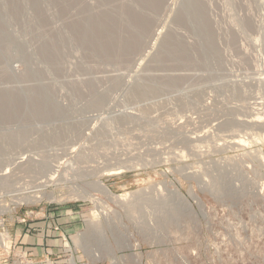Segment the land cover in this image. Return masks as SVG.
I'll list each match as a JSON object with an SVG mask.
<instances>
[{
    "label": "rangeland",
    "instance_id": "obj_1",
    "mask_svg": "<svg viewBox=\"0 0 264 264\" xmlns=\"http://www.w3.org/2000/svg\"><path fill=\"white\" fill-rule=\"evenodd\" d=\"M0 88V264L49 209L116 257L264 264V0H0Z\"/></svg>",
    "mask_w": 264,
    "mask_h": 264
},
{
    "label": "crops",
    "instance_id": "obj_2",
    "mask_svg": "<svg viewBox=\"0 0 264 264\" xmlns=\"http://www.w3.org/2000/svg\"><path fill=\"white\" fill-rule=\"evenodd\" d=\"M66 213V214H65ZM62 214L49 209L42 218L28 220L17 227L12 240L17 264H147V256L133 251L124 256L112 255V250L83 248L82 240H104L100 233L83 232L85 222L76 211ZM110 239V238H109ZM22 262V263H21Z\"/></svg>",
    "mask_w": 264,
    "mask_h": 264
},
{
    "label": "bare ground",
    "instance_id": "obj_3",
    "mask_svg": "<svg viewBox=\"0 0 264 264\" xmlns=\"http://www.w3.org/2000/svg\"><path fill=\"white\" fill-rule=\"evenodd\" d=\"M66 1V0H65ZM74 1V0H73ZM102 1V0H101ZM70 3V5H72L71 4V1L69 2ZM75 3H76V1H75ZM68 4V3H67ZM84 4V3H83ZM119 6V5H118ZM82 7V6H81ZM110 7V6H109ZM188 7V6H187ZM85 8V7H84ZM88 8V7H87ZM115 9V8H114ZM73 12V11H72ZM103 12V11H102ZM115 13V12H114ZM131 15V14H130ZM81 17V16H80ZM85 17V16H84ZM133 17V16H132ZM130 18V17H129ZM91 19H93V18H91ZM91 19H89V20H91ZM99 19H102V18H99ZM106 19V18H105ZM96 20V19H95ZM198 20V19H197ZM141 21V20H140ZM87 22V21H86ZM92 22V21H91ZM90 22V23H91ZM93 22H95L94 20H93ZM122 22V21H121ZM83 23V22H82ZM83 24H85V23H83ZM87 24V23H86ZM94 24V23H93ZM92 24V25H93ZM111 24H113V23H111ZM110 25V22L109 23H105V25H103V26H101V29H102V32L100 33V34H98V44H102V46H103V44L104 43H101V42H112V38L114 39V37H116V36H113L114 34H113V32H114V30L112 31V34H111V30H112V27H110L109 26ZM74 26V25H73ZM76 26H78L79 27V29H81L82 27H83V25H81V26H79V25H76ZM75 26V27H76ZM87 26H88V24H87ZM78 27H77V29H78ZM81 27V28H80ZM106 27H108V28H106ZM115 27V26H114ZM87 28H89V26L87 27ZM86 28V29H87ZM98 29V28H97ZM105 29V30H104ZM98 30H100V28L98 29ZM140 30H141V28H140ZM79 31V30H78ZM116 31V30H115ZM148 31V30H147ZM80 32V31H79ZM81 32H82V30H81ZM80 32V33H81ZM84 32V31H83ZM82 32V34H81V36H80V38H83V40L85 39L84 38V33L86 32V30H85V32L83 33ZM119 32V31H118ZM117 31L115 32V33H118ZM143 32V31H142ZM92 33V32H91ZM95 34V33H94ZM133 34V33H132ZM136 34V33H135ZM138 34V33H137ZM85 35H87V36H90V35H88V34H86L85 33ZM92 36V35H91ZM95 36V35H94ZM96 36H97V32H96ZM95 36V37H96ZM128 36V35H127ZM135 36V35H134ZM59 37V36H58ZM86 37V36H85ZM125 37V36H124ZM88 38V37H87ZM87 38L85 39V40H87ZM91 40L90 41H92V37H89ZM96 38V39H97ZM118 38V37H117ZM78 39H79V37H78ZM95 39V40H96ZM79 40H81V39H79ZM82 40V41H83ZM84 40V41H85ZM121 40H122V38H121ZM126 40V39H125ZM94 41V40H93ZM93 41H92V43H93ZM97 41V40H96ZM96 41H94L95 42V44L97 43ZM101 41V42H100ZM91 43V42H90ZM95 44L93 45L92 44V46H95ZM97 44V45H98ZM110 45V44H109ZM120 45V44H119ZM118 45V46H119ZM179 45V44H178ZM100 46V45H99ZM102 46H100V47H102ZM106 46V45H105ZM111 46V45H110ZM110 46H107L106 48H108V47H110ZM114 46V45H113ZM140 46V45H139ZM97 47V46H96ZM132 47V46H131ZM45 48H46V46H45ZM93 48V47H92ZM98 48V47H97ZM96 48V49H97ZM102 48H105V47H102ZM111 48V47H110ZM117 48V47H116ZM171 48V47H170ZM89 49V48H88ZM115 49V48H114ZM48 50V49H47ZM102 50V49H101ZM105 50V49H104ZM111 50V49H110ZM117 50V49H116ZM95 51V50H94ZM103 51V50H102ZM112 51V50H111ZM118 51V50H117ZM105 52H107L106 50H105ZM110 52V51H109ZM58 53V52H57ZM108 53V52H107ZM92 54V53H91ZM106 54V53H105ZM46 56V55H45ZM119 56V55H118ZM54 57V56H53ZM56 58H57V56H56ZM1 89V88H0ZM5 91V90H4ZM13 91V90H12ZM36 91V90H35ZM145 95V94H144ZM21 103V102H20ZM5 175V174H4ZM51 180V179H50ZM36 187V186H35ZM97 187L98 188H100V191L104 194V195H106L107 197H109V198H112V199H115L116 201L118 200H120V202L122 201V200H124V198L122 199V197H115V196H113L112 194H111V192H109V190L106 188V187H104V185H102L100 182H97ZM177 193V192H176ZM178 196H179V194H178ZM183 199H185V198H183Z\"/></svg>",
    "mask_w": 264,
    "mask_h": 264
},
{
    "label": "built area",
    "instance_id": "obj_4",
    "mask_svg": "<svg viewBox=\"0 0 264 264\" xmlns=\"http://www.w3.org/2000/svg\"><path fill=\"white\" fill-rule=\"evenodd\" d=\"M35 191H37V190H35ZM0 236H1V238H2V240L0 239V248L2 249H4V252H6V251H8L9 249H7L6 248V243H7V240L6 239H8V237H7V234H6V237H4V235L2 234H0ZM9 245H10V242H9ZM7 249V250H6ZM11 250V249H10ZM8 255H9V253H8ZM16 257H17V255H15ZM0 263H2V262H0ZM22 263V262H21ZM23 264H28V263H23Z\"/></svg>",
    "mask_w": 264,
    "mask_h": 264
}]
</instances>
